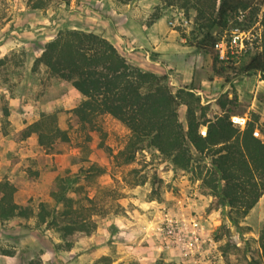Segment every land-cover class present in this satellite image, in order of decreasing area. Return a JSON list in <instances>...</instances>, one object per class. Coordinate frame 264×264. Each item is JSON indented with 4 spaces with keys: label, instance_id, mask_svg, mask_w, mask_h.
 <instances>
[{
    "label": "rangeland",
    "instance_id": "rangeland-1",
    "mask_svg": "<svg viewBox=\"0 0 264 264\" xmlns=\"http://www.w3.org/2000/svg\"><path fill=\"white\" fill-rule=\"evenodd\" d=\"M27 1L0 0V180L15 186L17 203L36 210L39 202H45L57 210L61 205L50 195L55 179H74L77 192L67 195L86 207L90 203L85 197L92 199L95 225L88 234H76L71 248L61 249L58 233L37 225L34 217L0 222V264H26L28 260L36 264H244L258 249L264 193L234 223L226 207H214L213 196L196 176L198 168L173 170L150 146L138 149L130 162L122 163L123 156H114L124 148L128 128L108 114L98 116L95 125H81L72 109L82 96L68 82L35 65L34 59L59 30L84 29L113 42L118 33L107 32L121 24L116 22L121 20L128 27L135 22L151 24L160 17L162 29L175 30L176 43H185L188 55L181 58L180 52L170 49L161 58L157 50L145 48L148 58L139 52L136 59L142 64H135L167 74L174 87H193L204 104L218 97L234 100L227 107L233 113L232 122L234 116L243 118L237 123L240 128L252 114L261 123L260 112L251 106L252 102L264 106V93L251 92L248 82L253 76L215 73L210 55L186 42L193 29L192 11L185 15L176 8L162 9L153 0H49L35 10L28 8ZM244 18L231 21L218 32L219 37H226L234 26L255 36L257 21ZM183 19L188 22L184 24ZM119 38L125 45V37ZM174 41L169 38V45ZM253 48L251 52L258 44ZM118 52L131 62L125 50ZM215 80L220 82L219 90ZM208 82L209 90L200 93L201 84ZM179 112L183 118V106ZM41 113H54L57 126L69 139L56 140L46 148L37 143L35 134L21 139L18 131ZM260 128L264 130V125ZM260 128H255V136L263 139ZM92 165L103 171L89 172Z\"/></svg>",
    "mask_w": 264,
    "mask_h": 264
},
{
    "label": "trees",
    "instance_id": "trees-1",
    "mask_svg": "<svg viewBox=\"0 0 264 264\" xmlns=\"http://www.w3.org/2000/svg\"><path fill=\"white\" fill-rule=\"evenodd\" d=\"M156 1L162 9L176 8L185 15L193 12V29L186 42L210 55L216 74L257 73L264 79V0ZM48 2L28 0L27 5L35 10L44 8ZM241 14H246L244 19L259 23L258 48L242 57L237 65L224 64L217 57L214 43L220 38L218 32L227 29ZM34 64L68 82L82 96L72 109L81 125H95L98 116L108 114L128 128L126 144L114 156L116 159L123 156L122 163L130 162L138 149L150 146L170 162L173 170L198 168L196 176L213 196L214 207H226L234 223L247 215L264 193V138L253 134L256 127L264 124L254 114L243 128L233 123L230 119L233 113L227 104L234 100L218 97L204 104L193 87L172 86L167 74L130 62L107 38L84 29L59 30L43 45ZM224 79L227 83V78ZM181 106L183 118L179 112ZM260 131L264 135L262 128ZM18 134L21 139L35 134L43 148L56 140L69 139L67 132L57 126L54 113H41L39 119L20 129ZM102 171L94 165L89 168V172L96 174ZM73 182L69 177L55 179L50 195L60 203V209L39 202L34 210L17 203L15 186L1 179L0 222L34 217L37 225L44 224L58 233L61 241L58 248H71L76 234H88L95 225L91 219L92 199L85 197L90 203L86 207L81 200L67 195L70 191L77 192ZM85 209L88 212L83 214ZM26 264L36 263L28 260ZM244 264H264V223L259 229L258 249L250 253Z\"/></svg>",
    "mask_w": 264,
    "mask_h": 264
},
{
    "label": "crops",
    "instance_id": "crops-1",
    "mask_svg": "<svg viewBox=\"0 0 264 264\" xmlns=\"http://www.w3.org/2000/svg\"><path fill=\"white\" fill-rule=\"evenodd\" d=\"M156 0H153V4H156ZM124 10H129V9H124ZM131 14H134V12L131 10L130 11ZM121 16V14H120ZM134 19V18H133ZM121 23V24H119ZM119 24V25H116ZM115 25L117 26V28H111L108 30V35H112L114 34V32L118 33L119 37H125V45L123 44V41L120 40V38L118 37V40L113 41L112 43L114 44V46L119 50L122 49V51L125 50V53L127 52L128 54H125L127 57H129L130 55V59L131 62L136 63V64H142V62L140 61V59H136L137 58V54L142 53L145 54L146 58H148L147 53L148 51L145 50V48H148L150 50H157L158 52H160V56L161 58H165L167 51H170V49L175 50V52H180L181 55L180 57L183 58L185 56L188 55V46L185 45V43L183 44H179L176 43V38H177V34L175 30H171L170 31H165L163 30V19L162 18H157L155 19L151 24H142L139 22H135L133 24H130L128 27L125 24H122V21H118L115 23ZM134 25V27H133ZM163 27V29H162ZM160 30V32H159ZM109 37V36H108ZM169 38H173L174 43L169 45ZM108 39V38H107ZM168 40V41H167ZM180 41H183V39H179ZM129 43V44H127ZM168 43V45H166ZM119 44H121L119 46ZM166 45V46H164ZM141 49L140 51L134 52L135 50ZM143 51V52H142ZM253 77L249 80V84L248 87H250L251 92H254V95L257 94L258 92H262L264 93V79L260 78L259 74H251ZM182 76V75H181ZM189 80V79H188ZM217 80V79H216ZM217 82V87L219 90L220 87V82ZM192 81V80H191ZM191 83V82H190ZM188 83V84H190ZM223 83H225L223 81ZM227 84V83H225ZM209 82L208 85H203L201 84V88H200V93H206V91L209 90ZM213 91L216 89H212ZM214 101V100H211ZM254 107H256L255 110H258L261 114L260 116V122L264 123V106H260L259 104L252 102V106L251 108L254 109Z\"/></svg>",
    "mask_w": 264,
    "mask_h": 264
},
{
    "label": "built area",
    "instance_id": "built-area-1",
    "mask_svg": "<svg viewBox=\"0 0 264 264\" xmlns=\"http://www.w3.org/2000/svg\"><path fill=\"white\" fill-rule=\"evenodd\" d=\"M243 18V14L237 16L238 20H242ZM182 22L186 24L188 21L187 19H183ZM260 33V25L259 32L255 36H252L249 31L238 26L230 28L226 37H220L214 43V50L217 54L218 59L224 64L237 65L241 58L245 54L250 53L254 49L253 46L259 43ZM233 123L241 124L240 121L237 122L234 121V119ZM201 133L204 134V130H201ZM253 134L257 135V132L254 131Z\"/></svg>",
    "mask_w": 264,
    "mask_h": 264
},
{
    "label": "bare ground",
    "instance_id": "bare-ground-1",
    "mask_svg": "<svg viewBox=\"0 0 264 264\" xmlns=\"http://www.w3.org/2000/svg\"><path fill=\"white\" fill-rule=\"evenodd\" d=\"M233 118H234L235 121H240V122L243 121V118H240L238 116H234Z\"/></svg>",
    "mask_w": 264,
    "mask_h": 264
}]
</instances>
